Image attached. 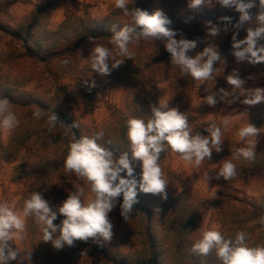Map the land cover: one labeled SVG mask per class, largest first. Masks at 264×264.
Wrapping results in <instances>:
<instances>
[{
	"label": "rangeland",
	"instance_id": "rangeland-1",
	"mask_svg": "<svg viewBox=\"0 0 264 264\" xmlns=\"http://www.w3.org/2000/svg\"><path fill=\"white\" fill-rule=\"evenodd\" d=\"M46 1L28 0L26 3H17L12 6L10 26L18 27L25 23L35 5ZM131 1L129 0V3ZM253 3L255 6L252 8L254 9H250L252 21L245 23L244 29L257 26L255 18L259 13L260 5L257 0H253ZM173 5L183 16L191 13L187 7V0H157L150 5V14L160 9L168 17ZM202 7L220 14L235 12L234 9L224 8L215 3ZM115 10H117L115 0H64L47 22L46 29L55 32L66 19L71 22L79 18L103 19ZM235 25L231 29L219 26L221 32L216 37H209L207 25L204 27L206 30L204 48L213 44L221 55L220 61L214 65L215 71L209 80H195V84L189 89L184 79L186 75L181 71L171 80H164L149 74L147 75L148 80L156 83L157 87L156 91L150 93L147 89L141 90L143 84L133 71L138 62L135 55L132 60L125 58L124 63L112 69L109 75L101 76L91 67L89 60L91 51L70 69L62 62V58L54 60L51 64L37 65L26 58L19 57L22 54L21 45L11 42L9 37L0 34V93L3 88L15 86L20 93L26 92L52 101L57 97L58 86L66 85L69 89L75 87L78 91L77 100L64 101L68 113L84 127L87 136L103 131L104 136H110L114 140H119L120 127L128 117H134L137 112L142 111L148 115V117L145 116L148 119L149 113L151 115L150 105L152 104L167 102L169 107H176L181 112L186 105L191 108L205 106L213 113L202 119L199 124L190 127L192 135H201L204 129L215 124L221 127L223 145L233 142L238 144V148L252 145L254 157L259 156L264 160V102L254 106L244 103V100L255 89L264 88V63L253 65L247 61L238 62L236 60L233 55L232 37L236 34V38L242 40L247 33L243 31V28H236ZM103 46L109 47L105 44ZM93 47L94 45L91 46ZM137 48L138 44L130 45L132 51H136ZM117 58L123 59V57ZM127 64H130L128 68L125 67ZM109 66L111 67V62ZM50 70L53 71V75L49 74ZM62 70H64L63 73H61ZM234 72L244 80L239 88L228 83V76ZM93 81L95 82L94 87L91 86ZM209 95L216 99L215 106H209L206 103L205 98ZM10 107L16 114L19 124L11 130L0 127V203H7L24 219L25 230L15 234L14 239L9 241L12 249L18 253L17 258L9 264H100L94 259L61 258L53 252L54 247L50 242L42 241L40 226L33 218L23 217L22 209L25 199L30 196V191L41 182L40 177H27L25 173L45 161L64 159L63 152L67 150L68 142L65 138H61L55 144L50 142L49 145H45L44 131L54 130L53 127L50 128L46 115L42 113L41 118L36 119L32 113L37 109L17 111L16 107L11 105ZM248 123L259 129L258 135L242 141L238 135L239 129L247 126ZM18 128L25 132L28 129L30 132L37 129L38 135L31 138L26 148L17 152L12 141ZM161 167L168 182L166 189L168 200L176 199L177 208L184 207L189 211H184L186 213L183 220L188 221L185 226L175 218L173 206L167 204L163 206L155 230L165 264H222L215 250L207 256L191 252L192 245L202 237L203 232L208 230L219 231L225 239H234L238 232H244L246 246L249 247L261 242L264 219L244 223L243 219L237 218L264 207V180L250 178L243 181L234 177L224 181L209 180L204 162L196 169L183 161L170 148ZM75 176L83 182V186H76V190L80 188L85 190L83 197L85 202L91 197L86 182L77 175L66 172L63 181L54 180L56 189L46 199L54 210L71 193L69 188L71 184H75L73 183ZM225 183H231L239 189V193L237 199L233 201V207L224 209V206L218 207V203ZM161 199L160 201L165 203V199ZM120 212V206L117 204L109 214V219L113 224V236L110 241L89 238L87 241L77 240L75 242L80 247L87 243H99L111 249L113 253H118L128 262L146 260L151 254L150 240L147 235V218L145 216L130 217L126 221L120 217ZM61 217L58 215L54 223L60 224ZM231 219L239 223H231ZM190 221L193 222L189 224Z\"/></svg>",
	"mask_w": 264,
	"mask_h": 264
},
{
	"label": "clouds",
	"instance_id": "clouds-1",
	"mask_svg": "<svg viewBox=\"0 0 264 264\" xmlns=\"http://www.w3.org/2000/svg\"><path fill=\"white\" fill-rule=\"evenodd\" d=\"M213 3L234 9L240 14L236 28L252 21L250 9L255 6L253 0H187V7L190 10H199L202 6ZM128 5L129 0H115V7L131 17L132 24L111 27L112 48L95 44L94 38H89L94 44L89 57L94 72L101 76L109 75L112 69L124 63L125 58L132 60L134 52L129 47L131 44L141 39H153L165 42L164 47L170 54L171 62L179 67L182 74L191 75L198 81H206L212 77L214 65L221 59L220 52L213 44L206 46L195 57H190L188 53L196 48L197 41L186 39L182 35L177 39L178 32L169 27L171 21L162 10L157 9L150 14L140 8H129ZM259 5L260 10L255 18L257 26L248 28L246 37L242 40L237 39L236 34L232 37L233 55L238 62L247 61L253 65L264 63V44L259 43L264 41V0H259ZM222 19L230 21L228 17ZM220 32L218 25L207 22L209 37H216ZM64 63L69 61L65 60ZM227 79L236 88L244 83L236 72ZM91 86H95L94 81ZM205 101L209 106L217 103L212 95L207 96ZM261 102H264V88L255 89L244 100L246 105L252 106ZM150 111L151 115L146 121L134 117L127 120L131 157L128 151L117 157L113 151L99 143L105 135L103 131L91 136H81L69 145L64 169L68 173H75L86 182L91 197L85 202V190L80 188L69 193L54 210L39 191L31 193L24 201L22 215L24 218H33L40 226L42 241L50 242L56 249L65 245L73 246L75 241H87L89 238L110 241L113 224L109 214L117 206L118 198L122 196L120 214L126 221L133 206L138 203V192L167 199L168 182L159 163L162 152L170 148L183 161L198 169L205 159H211L213 149L216 152L222 151L221 127L215 124L209 126L206 129L209 136L192 135L188 117L178 108L169 107L167 102H163L150 105ZM32 115L40 119L42 112L37 110ZM58 121L54 112L48 117L50 128ZM18 124L19 120L12 111L9 100L0 98V127L11 130ZM72 127L78 128L79 124L75 121ZM258 130L256 126L248 123L239 129L238 135L240 140L245 141L249 137L257 136ZM254 155L252 145L240 147L234 153L237 160L241 157L252 160ZM135 162L141 167L139 181L134 174ZM235 175L236 165L231 160H226L216 178L229 180ZM58 215L63 216V219L60 224H55ZM24 230V219L7 203H0V264H9L17 258L18 253L12 249L9 241ZM213 250L222 264H264V247L246 246L244 232H238L234 239H225L219 231L208 230L191 247L193 254L202 256H207Z\"/></svg>",
	"mask_w": 264,
	"mask_h": 264
},
{
	"label": "trees",
	"instance_id": "trees-1",
	"mask_svg": "<svg viewBox=\"0 0 264 264\" xmlns=\"http://www.w3.org/2000/svg\"><path fill=\"white\" fill-rule=\"evenodd\" d=\"M27 1L28 0H0V34L9 37L11 42L21 45L22 54L19 57L26 58L29 61L35 62L37 65L51 64L54 60L62 58L63 63L65 60L69 61L66 65L70 69L89 55L92 49L91 46L94 45L89 41V38H94L95 44H105L109 46V48H112V45L110 44V37L112 35L110 31L111 27L113 25H118L120 27L125 25L131 26L132 24L131 17L124 15L122 10L117 9L110 16L103 19L79 18L73 22L66 19L57 31L50 32L47 31L46 24L53 16L56 8L64 0H47L44 3L35 5L33 12L25 23L18 27L10 26L11 7L17 3H26ZM155 1L157 0H132L128 6L129 8H140L150 13V5ZM174 5L168 18L171 21L169 27L178 32L176 38L180 39L182 35L186 39L197 41L196 48L188 53L190 57H195L197 53L204 49V41L206 39V30L204 27H206L207 22H211L212 24L216 23L218 26H223L228 29H231L234 24L239 22L240 14L237 11L220 14L214 10H207L205 7H201L199 10H191V13L188 16H183ZM224 17L230 18V21L223 20L222 18ZM243 25L240 27L243 28ZM243 31L247 33V29L243 28ZM259 43H262V41ZM134 44H138L136 51H133L134 55L137 56L138 62L134 66L133 71L137 75L136 77L139 81L143 84L141 90L147 89L149 93L156 91V83H152L147 78V75L149 74L152 76H158L164 80H171L178 75L180 69L177 65H174L171 62L170 54L164 47V41L141 39ZM129 66L130 64H127L125 67L128 68ZM63 72L64 70H62L61 73ZM49 74L53 75V71L50 70ZM184 79H186V85L189 89L195 84V80L191 75H186ZM57 92V97L52 101L45 100L32 94H27L26 92L20 93L15 86L13 88H3L0 93V98H7L10 105L16 107L17 111L34 108L45 114L47 118L52 115L53 112L58 116L59 121L53 127L54 130L52 131L49 129L44 131V144L49 145L50 142H54L55 144L59 142V139L65 138L68 144L67 150L63 152L64 159L45 161L40 166L31 168L25 173L27 177L41 178L40 184L34 187L30 191V194L39 191L45 200L56 189L54 180L63 181L65 179L66 171L64 169V161L68 154L69 145L81 136H87L84 127L78 122V128L72 127L75 120L68 113L64 104V101L72 102L77 100L78 91L76 88L69 89L66 85H60L58 86ZM182 113L188 117L189 127H192L199 124L202 119L211 115L213 112L205 106L191 108L189 105H186L183 107ZM145 116L148 117L146 113L139 111L134 115V118H142L146 121L147 119ZM128 119L129 117L127 120ZM127 120L120 127L119 140H114L110 136H104L103 139L99 141L103 146L113 151L117 157L121 153L127 151L131 157L129 141L127 138ZM17 132L12 141V145L17 152L26 148L31 141V138L38 135L37 129L31 132L28 129V131L25 132L18 128ZM201 135L209 136V133L204 129L203 132H201ZM108 141H111V143H108ZM238 147V144L233 142L228 145H222V151L220 152H216L213 149L211 159H205L203 161L205 163L206 174L209 180L224 181L222 177L217 179L216 176L218 175L223 162L226 160H231L236 165L235 179L247 181L250 178H258L264 180V160L259 156H255L252 160H246L244 158L237 160L234 153ZM168 153L169 148L161 153L159 161L160 165L166 159ZM133 167L135 178L139 181L141 167L138 162H135ZM72 174L76 175L75 173ZM73 183L76 185H70V192L76 191L78 186H83V182H80L76 176L75 182ZM238 193V188L231 183H225L220 192L218 207L224 206V209L227 207H233V201L237 199ZM160 199L159 195L138 192V203L133 206V210L128 216V218L141 216L147 218V235L150 240L151 254L146 260L139 259L133 262H128L122 259L118 253H113L111 249L96 242L87 243L83 247L78 246L77 243L74 242L73 246H64L61 249L54 248V251H52L63 259H94L96 263L100 264H165L159 249L158 235L155 230L159 223L160 213L162 212L164 205L167 204L173 206L175 218L186 226L188 221L185 222L183 217L186 213L184 211H188V209L184 207L177 208L175 205L177 201L174 198L169 200L168 198L165 199V203L161 202ZM120 203H122V196L118 198L117 204L119 205ZM157 209H159V211H157ZM120 217H122L121 214ZM62 219L63 216L60 218V222ZM235 219H231V223H239L236 222L237 220ZM237 219H243L244 223H251L257 219H264V207L261 210H256ZM192 222L193 221H190L189 224ZM257 246L264 247V232L261 236V242L256 246L250 247ZM9 263H12V261Z\"/></svg>",
	"mask_w": 264,
	"mask_h": 264
}]
</instances>
